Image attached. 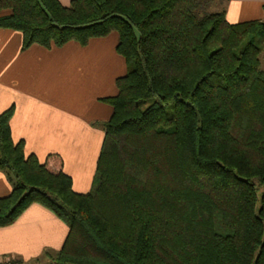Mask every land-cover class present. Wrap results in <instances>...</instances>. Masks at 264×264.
Returning <instances> with one entry per match:
<instances>
[{"label":"trees","instance_id":"obj_1","mask_svg":"<svg viewBox=\"0 0 264 264\" xmlns=\"http://www.w3.org/2000/svg\"><path fill=\"white\" fill-rule=\"evenodd\" d=\"M213 3L0 0L22 50L114 31L126 64L87 193L59 157H25L0 114V227L52 212L68 233L50 264H264V7L230 24Z\"/></svg>","mask_w":264,"mask_h":264},{"label":"crops","instance_id":"obj_2","mask_svg":"<svg viewBox=\"0 0 264 264\" xmlns=\"http://www.w3.org/2000/svg\"><path fill=\"white\" fill-rule=\"evenodd\" d=\"M57 1L67 7L71 0ZM218 1L230 24L263 18L264 0ZM6 13L0 10V16ZM117 42L113 31L83 46L69 41L60 47L33 44L22 50L21 33L0 28V114L13 108L11 139L22 142L25 157L33 155L40 164L50 155L59 157L75 193L91 189L104 137L102 123L112 114L103 99L117 94L116 80L126 73ZM263 55L264 49V70ZM11 190L0 171V198ZM67 233L52 212L32 204L12 224L0 227V260L40 263L59 251Z\"/></svg>","mask_w":264,"mask_h":264},{"label":"rangeland","instance_id":"obj_3","mask_svg":"<svg viewBox=\"0 0 264 264\" xmlns=\"http://www.w3.org/2000/svg\"><path fill=\"white\" fill-rule=\"evenodd\" d=\"M214 10H219L220 9V5H219V1L218 0H214ZM264 49V48H263ZM261 55V54H260ZM261 65V64H260ZM262 66H263V68H264V55H263V58H262ZM261 69H262V67H261ZM263 70V69H262ZM264 71V70H263ZM260 192H261V189H259L258 190V193L260 194ZM55 255V253L54 254H49V255H47V256H45V260H43V261H40V263L38 262L37 264H50L51 263V261H52V257ZM31 264H36V263H31Z\"/></svg>","mask_w":264,"mask_h":264},{"label":"built area","instance_id":"obj_4","mask_svg":"<svg viewBox=\"0 0 264 264\" xmlns=\"http://www.w3.org/2000/svg\"><path fill=\"white\" fill-rule=\"evenodd\" d=\"M0 264H11V261L9 259H2L0 260Z\"/></svg>","mask_w":264,"mask_h":264}]
</instances>
